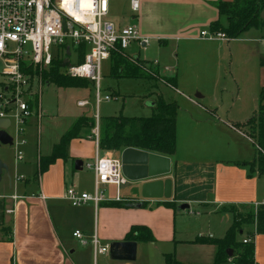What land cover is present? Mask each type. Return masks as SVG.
Returning a JSON list of instances; mask_svg holds the SVG:
<instances>
[{
  "label": "crops",
  "instance_id": "obj_1",
  "mask_svg": "<svg viewBox=\"0 0 264 264\" xmlns=\"http://www.w3.org/2000/svg\"><path fill=\"white\" fill-rule=\"evenodd\" d=\"M216 1L138 0L134 22L142 44L136 46L143 50L152 47L154 56L146 61L156 62L161 75L176 76L178 86L181 85L180 77H189L194 87L201 84L207 89L208 85L214 94L219 91L225 63L230 66L237 62L239 66L248 65L249 78L256 86L252 89L260 92L264 85L261 76L264 72V9L260 11L262 26L250 28L237 38L201 37L200 31L210 32L211 24L217 20L226 25L225 17L214 6ZM115 22L125 25L129 18L125 21L120 17ZM257 75L261 76L259 82ZM177 87L170 88L178 92ZM152 96L163 98L162 93ZM182 96L197 105L188 93H182ZM248 107H252L253 112L257 108L254 104ZM96 114L99 124L101 117ZM187 114L181 116V110L177 113L176 149L174 155L169 156L168 174L141 181L127 179L124 184L127 187L122 193L120 191L119 200L112 194L97 204L89 202L78 207L71 206L64 199V193L70 186L93 192V172L89 173L83 167L95 157L92 129L83 128L80 138L70 141L66 159L57 158L40 171V157L51 154L53 146L71 124L45 140L43 146L40 123L37 125V119L31 117L24 127L26 143L20 147L21 159L16 158V147L9 146L11 159L0 145V159L8 167L6 172L2 171L0 179V264H167L166 254L186 264L212 263L214 245L194 243L193 240L216 237L211 232L189 233L184 224L185 209L179 206L187 204L186 209L193 208L199 214L231 219L228 207L264 204V175L251 174L249 166L242 164L250 162L255 151L243 128L233 125L236 121L219 118L217 124H210L202 111H197L194 116ZM82 115L93 117L96 123L95 114L79 112L76 118ZM35 126L40 140L39 135L29 138V130ZM195 144L201 146L195 148ZM121 151L99 149L101 155L110 153L117 158H120ZM77 159L82 162L79 169L74 167ZM166 178L172 181L170 199L142 198L143 183ZM86 182L92 186L91 191L86 190ZM41 193L44 198L38 197ZM165 202L175 203L176 208L166 206ZM139 203L144 205L136 206ZM136 225L148 228L154 241H136L133 261L113 260L109 253L97 252L92 244L94 237L97 247L109 246L113 241H126L125 235ZM229 227L218 238L224 237ZM253 229L249 225L246 231ZM76 230L81 232L85 244L73 236ZM253 244V264H264V234L255 235ZM233 259L230 257L226 264H234Z\"/></svg>",
  "mask_w": 264,
  "mask_h": 264
},
{
  "label": "built area",
  "instance_id": "obj_2",
  "mask_svg": "<svg viewBox=\"0 0 264 264\" xmlns=\"http://www.w3.org/2000/svg\"><path fill=\"white\" fill-rule=\"evenodd\" d=\"M110 1L0 0V75L6 79L0 91V119H9L8 133L13 122L15 124V133L9 134L12 146L17 148V159L22 158L20 147L26 143L23 137L26 122L31 117L39 119L42 115L38 97L43 86L40 77L54 62H61L58 68L60 74L85 78L95 86L96 106L101 101L116 98L108 94L100 95L102 62L109 60L112 63L114 53L128 55L126 50L131 44L141 46L142 40L134 22L139 8L138 0H126L130 16L129 23L125 25H118L109 17ZM200 36L229 39L220 31L201 30ZM81 47L85 52L79 61ZM145 66L156 67V62ZM34 84H37L38 92H33ZM87 105V100L77 102L79 107ZM94 117L96 126L92 129L91 137L96 144L95 157L92 162L83 164L84 168L93 172L94 189L88 193L73 186L66 188L64 199L74 207L105 200L101 188L107 185L115 187V198L119 200L120 187L127 182L121 171L120 158L110 154L99 155L96 113ZM38 197L44 198L42 193ZM73 236L82 244L86 243L79 230L74 231ZM252 241L253 238L246 235L242 239L244 244ZM92 244L97 252L108 253V245L97 247L95 237Z\"/></svg>",
  "mask_w": 264,
  "mask_h": 264
},
{
  "label": "trees",
  "instance_id": "obj_3",
  "mask_svg": "<svg viewBox=\"0 0 264 264\" xmlns=\"http://www.w3.org/2000/svg\"><path fill=\"white\" fill-rule=\"evenodd\" d=\"M221 16L225 17L226 25L220 20L211 24V31L223 32L229 39L237 38L250 28L262 26L260 11L264 9V0H231L214 2ZM85 50H79V61L82 60ZM111 74L128 78H150L163 81L166 85L176 88L177 77L161 75L154 67H146L149 62L137 57L114 53L112 57ZM149 64V63H148ZM60 61L53 63L48 71L43 73L47 83H53L61 88H78L86 86L89 81L85 78L70 77L60 74L58 71ZM152 114L149 117H125L109 116L99 119L98 146L100 150L118 151L126 148H134L146 152L156 153L162 156H172L176 149V117L177 105L174 102H166L158 97L152 106ZM237 128L253 127L248 137L256 146V153L248 165L250 173L264 175V85L258 96V105L244 122L234 123ZM95 127L94 119L87 116H79L62 134L57 144L53 146L49 156L40 157L39 169L45 170L57 158L68 157V147L72 139L80 138L83 128ZM166 206L176 208L173 202H165ZM144 203H140V206ZM242 225L253 226L252 231L246 232V236L254 238L255 235L264 234V204L258 205L255 211H251L245 218L233 215V221L222 238L197 237L194 243H208L215 247L214 260L210 264H226L230 257H234L236 264H253L254 244L236 241V233H242ZM126 241H154L150 230L144 226H132L125 235ZM231 251V255L228 252ZM237 253L235 254V252ZM167 264H186L176 260L171 254L165 255Z\"/></svg>",
  "mask_w": 264,
  "mask_h": 264
},
{
  "label": "rangeland",
  "instance_id": "obj_4",
  "mask_svg": "<svg viewBox=\"0 0 264 264\" xmlns=\"http://www.w3.org/2000/svg\"><path fill=\"white\" fill-rule=\"evenodd\" d=\"M129 16L130 11L128 9V3L126 0L110 1L109 17H111V19L116 21L122 17L125 21H127ZM136 45V43H132L131 46L126 50V53L129 56L137 57L140 60H148L149 58H153L155 51L152 47L143 50L142 48L138 49ZM54 48L55 47H53V49ZM148 63L150 65L151 62ZM112 64L113 61L110 63L109 60L102 62L100 95L103 96L108 94L116 98H113L110 101H101L97 106L95 104L94 97L95 86L92 83L89 82L86 86L78 88H59L53 83L46 84V79L42 74V77L40 78L43 80V86L39 91L38 97L43 116L42 118L39 117V119H36L37 125L39 122V128H42L41 137L43 146L45 140L48 138L50 139L51 136H54L56 132H59L60 130L63 131V126L67 125L68 127V125L72 124V122L77 119L76 116L79 112L82 114L91 113L93 115L98 113L101 118L119 115L125 117H149L152 114L153 103L158 98L152 96L156 93H158V95L162 93V96L166 101L176 103L177 113L179 110H181V116L186 115L187 113H191L194 116L197 111H202L207 116L210 124H217L219 122V118L222 120L232 119L236 121V123L244 122L249 117H251L254 110L251 109L252 107L248 106L250 104H254L255 107H257L256 104L258 103L259 92L252 89V87L256 88V86L249 78L251 76L248 73V65L246 67L239 66V64L235 62L229 66L228 63H225V71L222 74L223 78L220 82L219 91H216L213 94L211 87L209 88L208 85L207 89L202 87L201 84H198V87H194V84L189 77H180L181 85H177L178 87L176 86L179 89L177 92V90L175 91L172 88L166 86V84L161 80L114 76L111 74ZM151 67L154 68V66ZM257 76L258 82L261 76L262 82H264V72L261 76ZM5 83L6 79L4 75H0V91L2 90ZM36 91L38 92V87L37 84H34L33 92ZM182 93H188L190 98L193 99L197 105L193 104L191 100L184 98ZM195 94H200L202 98H196ZM79 100H87L89 105L84 108H79L77 107V102ZM178 100H180V102H178ZM201 106L204 107L206 111H203ZM9 115L11 116L12 114ZM36 128L38 127L35 126L33 129L29 130V138H32V135L35 136V138L37 135H39L37 134L38 130ZM91 129H94V127ZM9 131H11L12 134L15 133L14 122ZM242 131L248 136L254 130L253 127L247 126L243 128ZM193 146L195 148H199L201 145L195 144ZM253 146L256 153V146L254 144ZM3 147L11 158L12 154L9 146L3 145ZM99 155H101V153H99ZM86 171L89 173L91 172V170ZM85 187L88 191L92 190V186L90 187L87 182L85 183ZM126 187L127 185H122L120 187L121 193ZM101 189L104 190L105 196H110L114 194L115 187L113 188V186L108 185L102 187ZM256 207L257 206L242 208L228 207L227 209L232 215L235 214L245 218L251 211H255ZM184 214V224L186 223V228H189V231H187L189 233L194 232L193 234L195 235L198 231L202 233L211 232L216 238H218L221 236V234H223L224 230L232 224L233 221L232 215L231 219H227L222 215L207 216L205 213H197V210L193 208L185 209ZM241 227L243 230L242 233H236V241L239 242L242 241L244 237L243 234H246L247 232L246 225H242ZM236 253L237 251L235 254ZM233 262H235V259H233Z\"/></svg>",
  "mask_w": 264,
  "mask_h": 264
},
{
  "label": "water",
  "instance_id": "obj_5",
  "mask_svg": "<svg viewBox=\"0 0 264 264\" xmlns=\"http://www.w3.org/2000/svg\"><path fill=\"white\" fill-rule=\"evenodd\" d=\"M195 97L200 98L201 95L195 94ZM9 124V119H0V145L12 146V137L6 131ZM120 161L122 174L130 181L161 177L170 172L169 157L139 149H123L120 153ZM80 166H82L81 160H75V169H79ZM3 170L6 172L8 167L0 159V179ZM171 195L172 181L170 178L156 179L141 185L143 199H170ZM136 206H140V203ZM179 208L186 209L188 205L181 204ZM108 253L113 260L133 261L136 257V241H113L109 243ZM228 255H231V251Z\"/></svg>",
  "mask_w": 264,
  "mask_h": 264
}]
</instances>
